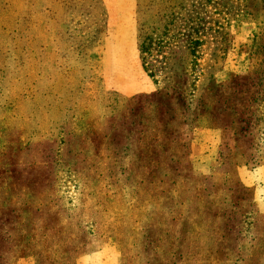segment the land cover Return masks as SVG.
<instances>
[{
	"label": "rangeland",
	"instance_id": "rangeland-1",
	"mask_svg": "<svg viewBox=\"0 0 264 264\" xmlns=\"http://www.w3.org/2000/svg\"><path fill=\"white\" fill-rule=\"evenodd\" d=\"M264 0H0V264H264Z\"/></svg>",
	"mask_w": 264,
	"mask_h": 264
},
{
	"label": "crops",
	"instance_id": "crops-1",
	"mask_svg": "<svg viewBox=\"0 0 264 264\" xmlns=\"http://www.w3.org/2000/svg\"><path fill=\"white\" fill-rule=\"evenodd\" d=\"M242 181L254 190V199L260 212L264 213V157L262 161L254 167L241 166L239 169ZM115 246H106L101 252L103 254V264H120L115 258Z\"/></svg>",
	"mask_w": 264,
	"mask_h": 264
}]
</instances>
